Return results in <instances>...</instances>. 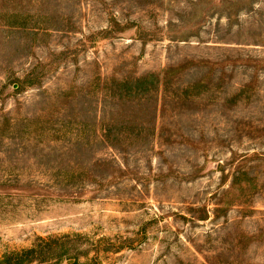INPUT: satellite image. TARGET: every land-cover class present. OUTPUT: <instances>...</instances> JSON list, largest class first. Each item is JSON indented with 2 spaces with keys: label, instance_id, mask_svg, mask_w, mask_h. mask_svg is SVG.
<instances>
[{
  "label": "rangeland",
  "instance_id": "obj_1",
  "mask_svg": "<svg viewBox=\"0 0 264 264\" xmlns=\"http://www.w3.org/2000/svg\"><path fill=\"white\" fill-rule=\"evenodd\" d=\"M0 264H264V0H0Z\"/></svg>",
  "mask_w": 264,
  "mask_h": 264
}]
</instances>
